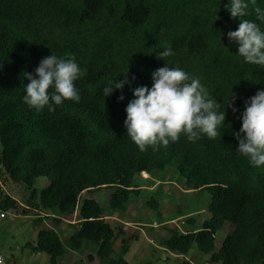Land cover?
Returning a JSON list of instances; mask_svg holds the SVG:
<instances>
[{
	"label": "trees",
	"instance_id": "16d2710c",
	"mask_svg": "<svg viewBox=\"0 0 264 264\" xmlns=\"http://www.w3.org/2000/svg\"><path fill=\"white\" fill-rule=\"evenodd\" d=\"M228 0H0V165L29 190L31 206L52 211L57 222L78 210L79 220L64 241L52 226L38 230L29 243L33 252H45L52 264L69 250L83 252L96 246L103 264H128L127 240L120 250L118 232L106 218L104 207L84 191L109 186L111 209L124 210L135 186L136 175L175 168L194 189L211 192L210 217L201 228L182 232L169 228L162 240L166 249L187 254L193 245L217 264H264V166L254 167L236 151L233 135L242 121L239 112L226 108L221 135H206L195 142L184 134L168 146L141 151L127 136L125 107L133 98L132 87L152 84L151 73L163 66L179 65L199 77L222 109L232 92L242 111L244 100L264 88V65L244 62L238 47L227 37L238 27L224 8ZM264 7V0H257ZM245 18L255 19L250 6ZM217 15V18H216ZM259 23V22H258ZM264 28V23H261ZM170 43L174 55L158 58ZM74 54L84 75L75 83L79 102L65 100L55 111L37 112L23 101L25 71L35 74L39 61L51 54ZM135 74L131 86L103 97L104 84L114 73ZM49 181L41 189L37 178ZM158 208L155 198L149 200ZM19 202L0 183V208ZM57 213L61 216H55ZM65 215V216H64ZM234 225L217 246V232ZM124 231V230H122ZM88 257L93 258L91 250ZM192 264V263H189Z\"/></svg>",
	"mask_w": 264,
	"mask_h": 264
},
{
	"label": "clouds",
	"instance_id": "9594fccd",
	"mask_svg": "<svg viewBox=\"0 0 264 264\" xmlns=\"http://www.w3.org/2000/svg\"><path fill=\"white\" fill-rule=\"evenodd\" d=\"M250 6L255 19H247ZM232 19H239L238 27L229 30L227 37L238 47V56L244 62L264 65V7L257 0H228L224 5ZM217 18V15H216ZM259 22V23H258ZM158 58L165 59L174 55L170 43L162 51L157 52ZM35 74L25 71L24 77L30 81L23 84L22 99L37 112L45 107L55 111L65 100L79 102L81 90L76 81L84 75L74 54L59 56L53 51L43 57L35 68ZM121 72L114 73L102 89L103 97L120 90L118 101L125 99L123 89L131 86L136 79L135 74L124 73L123 79H116ZM152 84L149 87L141 84L132 87L133 98L125 107L124 125L127 136L141 151L149 146L158 149L178 141L184 134L189 141L195 142L201 135L215 139L221 135L226 124V108L239 112L242 121L238 131L233 135L238 140L236 151L246 157L254 167L264 166V88L257 89L254 95L244 100V108L240 111L234 101L238 98L230 93L226 106L218 101L208 88L196 77L178 64L173 66L167 61L151 73Z\"/></svg>",
	"mask_w": 264,
	"mask_h": 264
},
{
	"label": "rangeland",
	"instance_id": "374dc122",
	"mask_svg": "<svg viewBox=\"0 0 264 264\" xmlns=\"http://www.w3.org/2000/svg\"><path fill=\"white\" fill-rule=\"evenodd\" d=\"M2 147L0 139V150ZM48 181L47 176H40L35 185L41 189ZM0 183L5 191L19 202L16 208H0V254L5 256V264H52L47 253L33 258L29 245L41 227L58 225V222L50 218L52 215L49 213L52 211L31 206L28 201L30 190L23 183L14 181L2 165ZM134 184L141 192L131 194L124 210L110 208L109 198L113 188L109 186L96 191L86 190L80 198V203L88 196L98 199L105 209L106 218L111 221L117 232L121 230L115 248L120 250L123 238L127 240L129 249L125 257L128 264H217L212 263L209 260L210 255L201 251L197 245H194L187 255L182 256L166 249L162 244V240L171 234L169 228L178 227L182 232L201 228L203 221L210 217V191L194 189L175 168L158 169L147 175L142 172L135 176ZM151 198L159 202L157 209L150 205ZM75 214L66 217L78 221L79 216ZM233 227L232 223H226L218 230L217 246ZM74 229V226H68L58 232L65 238ZM96 248L94 245L80 252L84 257L77 260V264H103L98 255L94 260V257L91 259L87 256L89 250L96 255ZM60 260L64 262L65 259Z\"/></svg>",
	"mask_w": 264,
	"mask_h": 264
},
{
	"label": "crops",
	"instance_id": "0c3cea01",
	"mask_svg": "<svg viewBox=\"0 0 264 264\" xmlns=\"http://www.w3.org/2000/svg\"><path fill=\"white\" fill-rule=\"evenodd\" d=\"M76 213V214H75ZM74 214L75 215H78V210H76V212H75ZM106 213V212H105ZM53 215H55V216H61V215H59V214H57V213H52ZM74 215V216H75ZM62 217V220L60 221V222H58V225L57 226H54V228L56 229V230H61V229H63V228H67L68 226H73L72 225V223H74V222H76V221H73V220H70V219H68L67 217H63V216H61ZM52 220H54L53 219V217H50ZM57 222V221H56ZM63 224V225H62ZM50 226V225H49ZM73 232V231H72ZM71 232V233H72ZM70 233V234H71ZM69 234V235H70ZM69 235H66L65 236V238L64 237H62V239L65 241L66 239H67V237L69 236ZM63 236V235H62ZM195 245V244H194ZM193 245V246H194ZM40 254L41 255H44L45 254V252H33L31 255H33L32 257L33 258H36L37 256H40ZM181 254V253H180ZM188 254V253H187ZM187 254H181L182 256H184V255H187ZM95 255V254H94ZM87 256H88V253H87ZM97 255H95L94 256V258L92 259V260H94L95 259V257H96ZM83 257L84 256H81V253L80 252H77V251H72V250H69L67 253H66V255L62 258V259H65V260H63L64 262H62V263H64V264H77V260H81V259H83ZM41 258H43V257H41ZM89 258V257H88ZM44 259V258H43ZM43 261H45V260H43ZM42 264V263H41Z\"/></svg>",
	"mask_w": 264,
	"mask_h": 264
},
{
	"label": "built area",
	"instance_id": "2783aa9c",
	"mask_svg": "<svg viewBox=\"0 0 264 264\" xmlns=\"http://www.w3.org/2000/svg\"><path fill=\"white\" fill-rule=\"evenodd\" d=\"M6 263V258L4 255L0 254V264H5Z\"/></svg>",
	"mask_w": 264,
	"mask_h": 264
}]
</instances>
